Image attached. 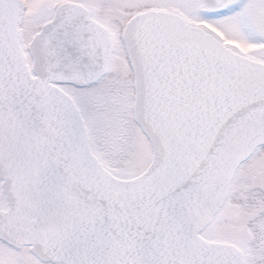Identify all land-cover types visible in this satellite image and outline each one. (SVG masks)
<instances>
[{"label": "water", "instance_id": "1", "mask_svg": "<svg viewBox=\"0 0 264 264\" xmlns=\"http://www.w3.org/2000/svg\"><path fill=\"white\" fill-rule=\"evenodd\" d=\"M17 19L18 0H0V240L50 264H244L237 248L198 233L238 165L264 145V65L173 14L131 17L121 39L132 119L152 154L141 175L119 180L90 153L76 108L54 86L96 82L108 32L62 3L30 39L28 66Z\"/></svg>", "mask_w": 264, "mask_h": 264}, {"label": "rangeland", "instance_id": "2", "mask_svg": "<svg viewBox=\"0 0 264 264\" xmlns=\"http://www.w3.org/2000/svg\"><path fill=\"white\" fill-rule=\"evenodd\" d=\"M126 1L19 0L18 31L26 43L35 27L48 20L53 9L61 3L102 7L117 16L119 7L133 2ZM140 1L141 5L149 4ZM150 4L179 13L186 24L196 26L209 36L214 35L228 48L264 64V0H228L217 9L207 7L203 0H154ZM114 76L109 75L103 82L104 85L110 84L109 87L114 86L112 91L109 87H102V83L88 88L85 98L86 105L90 107L88 127L96 145L101 147L102 157L113 166L107 170L119 179H129L144 168L118 167V163L133 158L130 154L132 149L133 152L142 150L140 155H136L140 158H135L142 161L148 147L144 148L146 143L130 119V80L119 81ZM116 80V85H113ZM2 198L0 196V208L3 206ZM200 236L209 241L236 245L248 264H264V147L256 149L238 167L223 206ZM0 264L40 263L26 249L13 251L0 245Z\"/></svg>", "mask_w": 264, "mask_h": 264}, {"label": "flooded vegetation", "instance_id": "3", "mask_svg": "<svg viewBox=\"0 0 264 264\" xmlns=\"http://www.w3.org/2000/svg\"><path fill=\"white\" fill-rule=\"evenodd\" d=\"M127 1H129V0H127ZM153 1L154 0H143V2L149 3V4H142V5L140 4V2H142L140 0H133V2H131V3H124V5L119 7V9L117 10V12H116L117 16L114 13H109L107 11V9H103L102 7L95 6L97 8V11H96L95 7L93 8V6H91V7L84 6L89 11L90 18L107 30V32L111 38V41H112V51H111L109 62L107 64L106 73L96 83L88 85V86H84V87H75V86L68 85V84H55V86L59 90H61L64 94H66L71 99L74 106L76 107V109L79 113V116L83 121L85 130L87 133L88 147H89L91 153L97 159V161L105 169L111 168L113 166L104 157H102L101 152H99V150H101V147L96 145V142L93 139V136H92L90 129L88 127V118L90 115V107L86 105V100H85V98L88 95L87 90H88V88H90L94 85H97V84H101V83L103 85L102 87H109L110 84L104 85V83L106 82V79L108 78L109 75L110 76L115 75L114 77L117 79H120L119 81H122V80L129 81L130 80V87L132 88V75H131V71L129 68V64L127 62V58H126V54H125V51L123 48V44L121 41V32H122V29H123L125 23L133 15L141 13V12L149 11V10H157V11L173 13V14L179 16L185 23L184 18L179 13H177L173 10L158 9V8L153 7L152 4H150ZM51 15H52V13H51ZM50 18H51V16L49 17V19ZM48 20L42 22V24L47 22ZM42 24L40 23L38 26H36L34 29V32H31L30 35L32 36L36 31H38ZM31 36H30V38H31ZM18 39H19V43L21 45L22 51L25 54L26 61L28 62L29 59H28V56L26 53V46H27V43L29 40L26 43H24L22 41V38H21L19 31H18ZM116 82H117V80L113 82V85H116ZM113 88H114V86H111V87H109V90L112 91ZM107 91H108V89H107ZM110 91H108V92H110ZM131 99H132V94H131ZM109 103L111 104L112 102L110 101ZM130 109H131V102H130ZM140 142H142V141H140ZM144 142H145V140H144ZM145 147H148L147 144H144V148ZM141 151L138 150L136 152H133V149H132L130 154H131V157L133 156V158L129 157L128 160H124L122 164L118 163L117 166L118 167L121 166L124 168L125 167L126 168H128V167L145 168L148 165L149 160H150V149L148 147V149L144 153L145 156H144V159H142V161L135 160V158L139 157V156L136 157V155H140ZM112 158H114V157H112ZM113 165L116 166V164H113ZM2 202H3V206H1L0 211H5L6 207H5L4 198H2ZM0 245H2L3 247H5L7 249L13 250V251H18L21 249H26L28 251V247H26V246H21L20 248L15 249L12 246L6 244L5 242H3L1 240H0ZM232 245L235 246L236 248H238L236 245H234V244H232ZM242 255H243L244 264H248L243 252H242Z\"/></svg>", "mask_w": 264, "mask_h": 264}]
</instances>
